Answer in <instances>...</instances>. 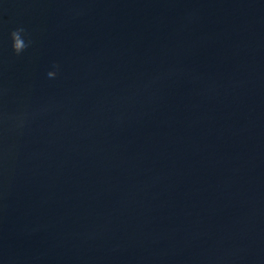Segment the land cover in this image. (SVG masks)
<instances>
[{"label": "water", "instance_id": "water-1", "mask_svg": "<svg viewBox=\"0 0 264 264\" xmlns=\"http://www.w3.org/2000/svg\"><path fill=\"white\" fill-rule=\"evenodd\" d=\"M0 89V264H264V0H0Z\"/></svg>", "mask_w": 264, "mask_h": 264}, {"label": "clouds", "instance_id": "clouds-1", "mask_svg": "<svg viewBox=\"0 0 264 264\" xmlns=\"http://www.w3.org/2000/svg\"><path fill=\"white\" fill-rule=\"evenodd\" d=\"M12 50L20 56L33 41L24 27H18L10 33ZM55 70L47 73V79L51 80L59 75V65ZM157 79H160L158 77ZM7 96L6 89H0V99ZM61 107L54 99H47L38 103L21 101L15 109H9L7 103L0 104V167H7L13 162L16 154V145L11 143L13 137H21L28 134L34 125L46 120L49 115Z\"/></svg>", "mask_w": 264, "mask_h": 264}]
</instances>
